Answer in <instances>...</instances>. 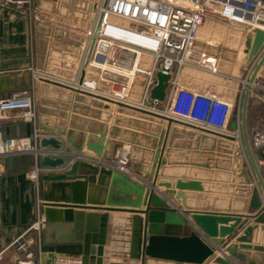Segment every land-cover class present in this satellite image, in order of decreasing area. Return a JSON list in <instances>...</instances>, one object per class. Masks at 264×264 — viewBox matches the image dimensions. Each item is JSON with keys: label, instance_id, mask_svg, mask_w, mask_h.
Here are the masks:
<instances>
[{"label": "crops", "instance_id": "0c3cea01", "mask_svg": "<svg viewBox=\"0 0 264 264\" xmlns=\"http://www.w3.org/2000/svg\"><path fill=\"white\" fill-rule=\"evenodd\" d=\"M22 1L25 5L20 10H0V99L26 96L31 99L36 117L33 123L17 118L6 120L0 124V132L6 139L30 138L34 148L24 153L9 154L2 159L4 169L0 173V252L7 249L14 238L35 224L38 218L41 223V247L43 217L39 214V175L49 172L62 173L75 160L119 173L118 161L128 149L127 170L119 173L126 182L116 180L112 176L107 178L86 173L85 176L94 179L87 188L86 197L89 200L100 199L104 203L103 207H130L136 203L135 189L144 188L147 191L153 181L155 158L162 149L163 140L166 145L162 156L165 164L158 171L157 184H174L181 179L199 181L203 187L202 192H183L185 204L170 197L173 208L181 206L182 210L247 215L250 212L249 203L254 190H257L262 203L264 197L260 193L244 147L243 158L240 159L237 148L231 149V141L213 135L211 132L218 133L214 130L177 119L175 120L178 123L168 127L163 118L122 108L73 90L76 89L75 84L79 83L80 76L86 80L92 77V71L86 68L91 49L89 35L95 28L97 11L104 6L105 0H91L87 7L89 0L80 3L77 1V6L81 4L76 8L78 13L70 12V8L69 11L64 9L65 6L61 5L60 0ZM82 6L86 7L85 16L81 15L84 8ZM201 26L197 45L192 46L183 56L182 65L174 66L169 90L178 86L190 92L210 91L221 100L228 101L233 111L226 126L227 130L223 134L237 140V137L240 138V131L230 130L229 124L235 121L234 107L242 98V79L245 78L249 67L246 65L242 71L237 70V56L242 52L247 32L215 18L206 19ZM145 61V65L149 67L151 63L147 58ZM224 67H228L227 71L223 70ZM138 77L141 78L139 93L132 94L129 90L128 97L124 100L131 107L139 109L148 78L144 74ZM48 81L63 84L70 89L55 86ZM248 106L252 105L248 103ZM20 113L22 111L15 110L13 115ZM251 123L249 114L248 135ZM58 130L64 131L66 135H59ZM35 134L43 136L44 139L61 136L64 138L63 148H67L74 156L83 157H70L57 169L39 167L38 161H41L43 155L39 156L37 153L53 152V149L48 146L39 148L41 139L35 141ZM68 136L72 137V146L67 140ZM102 136L105 138V159L96 158L84 147L88 138L90 143H95ZM220 144L229 147L231 165L225 163L218 165L216 169L210 167L209 170L206 165L209 153L217 151ZM109 145L113 148L110 149ZM73 147L82 148V151H74ZM252 153L257 162V154L253 151ZM49 158L56 160L59 156ZM32 173H36V179L31 178ZM227 176L228 182L224 185L219 182L221 178L227 179ZM262 177L264 178L263 174ZM50 186V182L44 184L43 194L49 193ZM240 186L246 188L245 193L239 192ZM156 190L159 193L164 192L162 188ZM65 195H70L68 188L65 189ZM236 195L242 198H239V201L234 200L232 197ZM98 214L107 216L106 234L100 254L102 264H186L147 257L143 261L140 259L141 227L144 221L142 215L114 210L98 211ZM249 223V220H243L236 233H242L243 227ZM54 232L62 236L73 233L65 224H60ZM229 243H234V239L227 238L226 245ZM251 244L264 246V225L258 226L253 232ZM35 249L37 245L32 247V250ZM248 254L255 264H264V251H249ZM94 257L95 255L85 257V262L93 264L96 258ZM219 257L224 258L219 251H215L206 264H218L214 260ZM17 259L18 255L13 250H7L2 255L0 264H15Z\"/></svg>", "mask_w": 264, "mask_h": 264}, {"label": "built area", "instance_id": "2783aa9c", "mask_svg": "<svg viewBox=\"0 0 264 264\" xmlns=\"http://www.w3.org/2000/svg\"><path fill=\"white\" fill-rule=\"evenodd\" d=\"M23 4L22 0H0V10H20ZM209 18L245 32H264V0H106L97 11L95 27L98 23V30L93 28L89 35L91 49L86 68L95 72L94 80L82 79L81 83L75 84V88L124 104L134 77L144 74L148 81L139 109L225 133L232 106L210 91L190 92L178 86L173 90L168 88L163 103L150 100L148 95L155 85L154 74L157 71L171 76L174 66L184 63L183 56L197 45L201 25ZM263 53L264 46L248 65L242 81L243 88ZM146 58L151 63L149 67L145 65ZM256 82L255 78L249 90L250 114L256 116L252 118L249 143L253 152L261 154L256 164L260 174L264 175V113H261L264 111V96L259 88H255ZM97 84L108 87V92L99 91ZM15 110L22 113L13 115ZM35 117L30 98L11 96L0 99V124L12 118L33 123ZM33 138L40 141L43 136L35 134ZM54 139L60 141L61 149L53 150L50 156L60 157L62 151L67 149L62 146L64 138L58 136ZM33 148L30 138L6 139L0 132V173L4 169L3 158L13 153L32 151ZM127 153L128 149L118 161L119 173L127 170ZM36 176V173L31 174L32 179H36ZM262 207L264 210V198ZM40 229L38 218L35 224L0 252V262L7 250H13L18 255L15 264H83L80 256L40 250ZM34 245H37L36 251L32 250ZM233 262L239 264L235 260Z\"/></svg>", "mask_w": 264, "mask_h": 264}, {"label": "water", "instance_id": "95a60500", "mask_svg": "<svg viewBox=\"0 0 264 264\" xmlns=\"http://www.w3.org/2000/svg\"><path fill=\"white\" fill-rule=\"evenodd\" d=\"M106 3V0L104 4ZM98 23L95 27L98 30ZM244 45L241 52L240 62L237 70L242 71L246 65H249L264 46V32L257 30L247 32L244 38ZM90 51L87 57L89 59ZM264 68V53L259 58L255 66L248 84L243 90L241 102L239 104L240 113L234 115L235 121L229 124L230 130L240 131V140L245 149L248 160L254 176L257 179L260 193L264 197V182L260 177L259 169L254 160L251 146L248 140V103L250 99L251 83L255 80L258 71ZM155 85L149 90V98L152 101L163 103L167 97L166 93L169 88L171 76L157 71L154 74ZM55 86H60L70 89L63 84L53 83ZM82 82V76L79 78V83ZM72 90V89H71ZM78 94L93 97L97 100L112 103L119 107H126L138 112H144L156 118H163L168 127L171 124L178 123L169 117L157 115L143 109L131 107L130 105L117 103L110 99H105L94 94H88L77 89H73ZM237 119V122H236ZM203 131V130H201ZM209 133L208 131H203ZM59 135H66L64 131L58 130ZM213 135L223 139H233L229 136H224L215 132ZM67 140L72 144V137L68 136ZM90 138L84 144L87 152L93 153L96 158L105 159L103 154V144L105 138L102 136L98 142L90 143ZM162 149L155 158V171L152 176V183L149 184L147 191L143 189H135L136 203L128 207H103L104 203L100 199L89 200L86 197L87 188L92 182L93 177L88 179L85 176L99 175V177H111L121 182H126L124 178L117 172L107 170L104 167H98L89 163L75 160L72 165L62 173L49 172L41 174L37 178L39 198L41 199L40 216L43 217V229L41 231V248L44 252L55 254H65L70 256H80L85 262V257H93V264H102L100 254L102 252L101 245L104 243L106 234L107 216L98 214V211L110 212L112 210L123 213H132L142 215L144 221L141 227L142 235L140 240V259L143 261L145 257L159 260L183 262L186 264H206L212 258L215 251H219L223 257H219L214 261L218 264H233L234 260L239 263L255 264L254 259L250 258L249 251L263 252L264 246H254L251 244V237L258 226L264 225V210L259 199L257 190L252 192V197L249 203V214L237 215L232 213H217V212H201L182 210L181 206H174L170 197L180 200L181 204L186 203V198L183 192H202L203 187L199 181H183L178 179L174 184L162 182L157 184V175L160 167L165 164L162 156L165 149V140L161 142ZM50 147L54 151L60 148V141L55 139H41L39 148ZM112 149V145H109ZM74 151L81 152L82 148L73 147ZM37 155L43 157L38 161L39 167L49 169H57L58 166H63L64 160L72 157L71 152L66 149L62 151L60 157L56 160L49 158L52 155L50 152H38ZM261 157V154H257ZM101 163V162H100ZM84 172V173H83ZM46 182H50V191L48 194H43V187ZM70 190V195H65V189ZM134 188V187H133ZM156 188L164 189L163 193H159ZM99 198V197H98ZM143 208V209H141ZM249 220L242 233H236L238 227L243 220ZM60 224L69 226L72 234L68 236L57 235L54 229L60 227ZM186 231H189L187 233ZM189 234V235H188ZM181 235V236H180ZM234 239V243L226 245L227 238Z\"/></svg>", "mask_w": 264, "mask_h": 264}, {"label": "rangeland", "instance_id": "374dc122", "mask_svg": "<svg viewBox=\"0 0 264 264\" xmlns=\"http://www.w3.org/2000/svg\"><path fill=\"white\" fill-rule=\"evenodd\" d=\"M61 1V5L64 7V9H67L68 11H69V8H70V12L72 11V12H74V13H78V12H76L77 11V7L79 6V5H81V4H78V6H77V1L80 3V2H84V1H86V0H60ZM91 2V0H89V2L86 4V7L88 6V4ZM75 3V4H74ZM25 5V2H24V4L22 5V7ZM69 5H71V6H69ZM83 5V4H82ZM82 7H84V6H82ZM86 7H84L82 10V12L83 13H81V15L83 16H85V14L87 13L86 11L84 12V9H86ZM66 11V10H65ZM69 15V14H68ZM71 15H73V13L71 14ZM237 56V55H236ZM238 58V60H239V62H240V57H241V53L239 52L238 53V56H237ZM229 62H231V61H227V63H229ZM215 63V62H214ZM227 69H228V67L227 68H225L224 67V71H227ZM92 75V77H91V79H93V77H94V75H95V72H93L92 71V73H91ZM257 76H256V79L258 80V81H262V82H264V72H263V70L261 69L260 71H258V73L256 74ZM135 79L133 80V82H132V86H131V88H130V92L132 93V94H137V93H139V90L141 89V78L140 77H138V76H136V77H134ZM94 80V79H93ZM244 79H242V81H243ZM97 86H98V89H99V91H102L103 93H107L108 92V87L106 88L105 86H103V85H101V84H97ZM264 100V99H263ZM240 102H241V98L237 101V103H236V106L234 107V110H235V115L236 116H238L239 115V113H240V110H239V104H240ZM250 104H251V101L249 102ZM248 116H249V114H250V109H251V107L250 106H248ZM261 113H264V111H262ZM247 124H248V119H247ZM238 139L237 140H232L230 143H231V145H232V147H231V149L233 150V148L235 147V148H237V150H236V152L238 153V156H239V158L240 159H242L243 158V154L244 153H242V151H243V145H242V143H241V140H240V138L239 137H237ZM234 143V144H233ZM236 145V146H235ZM227 149V150H225V149ZM229 147H227L226 148V146H223V145H219L218 146V150L217 151H210V153H209V160H207L206 161V165H207V168L209 169L210 167V169H212V168H214V169H216L217 168V166L219 165H223V164H225L226 163V165L228 164V165H231V161H230V159H231V157H230V152H229ZM243 163H244V161H243ZM209 169V170H210ZM221 180V181H220ZM219 180V182L220 183H223V185H224V183H226V182H228L229 181V179H228V176H227V179H225V178H221ZM227 187V186H226ZM226 187H224V188H226ZM240 193H245V187L244 188H242L241 186H240ZM234 190V189H233ZM234 200H238L239 201V198H242V196H238V195H236V196H233L232 197ZM223 199H225V198H223Z\"/></svg>", "mask_w": 264, "mask_h": 264}, {"label": "bare ground", "instance_id": "6f19581e", "mask_svg": "<svg viewBox=\"0 0 264 264\" xmlns=\"http://www.w3.org/2000/svg\"><path fill=\"white\" fill-rule=\"evenodd\" d=\"M255 68V67H254ZM254 68H253V70H254ZM262 70H263V68H261ZM260 69V70H261ZM253 70H252V72H253ZM259 70V71H260ZM264 71V70H263ZM257 76V75H256ZM256 78V77H255ZM255 81V80H254ZM253 81V82H254ZM257 84L255 85V88H259L260 90H261V92L263 93V96H264V82H262V81H258L257 80V82H256ZM252 85V84H251ZM245 89V88H244ZM264 99V97H262V100ZM124 104H126V103H124ZM126 105H128V104H126ZM144 110V109H143ZM250 113H251V111H250ZM159 114V113H158ZM157 114V115H158ZM159 115H161V114H159ZM163 116V115H162ZM253 117H256L255 115L253 116H251V119L253 118ZM222 135H224V134H222ZM248 140H249V135H248ZM260 173V172H259ZM260 177H262V173L260 174ZM262 179H263V182H264V178L262 177Z\"/></svg>", "mask_w": 264, "mask_h": 264}]
</instances>
